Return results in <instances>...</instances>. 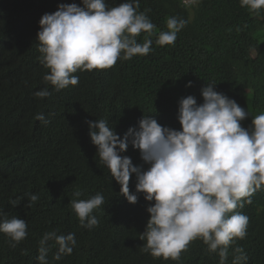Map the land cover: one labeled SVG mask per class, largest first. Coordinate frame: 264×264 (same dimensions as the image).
Listing matches in <instances>:
<instances>
[{"label":"trees","instance_id":"1","mask_svg":"<svg viewBox=\"0 0 264 264\" xmlns=\"http://www.w3.org/2000/svg\"><path fill=\"white\" fill-rule=\"evenodd\" d=\"M115 7L125 0H105ZM81 0H0V210L26 219L28 237L11 247L0 236V264H39L40 240L47 232L75 234L71 254L55 260L58 246L49 242V264H220L197 239L173 261L141 251L151 202L138 193L137 203L120 195L119 184L100 164L89 137L87 121L106 119L119 135L138 127L142 115L179 130L178 101L188 95L202 103L201 88L215 83V90L233 99L251 120L264 113V11L259 15L241 7L240 0H139L138 11L156 26L150 37L152 51L131 60H118L108 69L77 71L79 83L55 91L44 82L48 70L40 63L38 21L59 4ZM187 20L174 45L158 46L159 32L168 17ZM146 34L137 40L143 43ZM191 81V86L186 87ZM47 88L51 95L34 93ZM42 115L43 119H37ZM122 155L142 171L149 167L129 143ZM135 175L129 190L135 192ZM88 199L99 193L105 203L94 210L98 226L79 224L71 208L73 193ZM26 193L39 196L30 204ZM22 198L13 207L10 201ZM252 203L236 211L249 217L247 235L228 248L224 264H233L242 248L240 264H264V190Z\"/></svg>","mask_w":264,"mask_h":264},{"label":"clouds","instance_id":"2","mask_svg":"<svg viewBox=\"0 0 264 264\" xmlns=\"http://www.w3.org/2000/svg\"><path fill=\"white\" fill-rule=\"evenodd\" d=\"M195 5L199 0H181ZM241 7L259 15L264 0H240ZM139 0H125L109 7L105 0H81V4H59L53 13H45L38 21L36 35L40 63L48 70L43 80L55 91L79 83L77 71L103 70L118 60L146 56L152 51L150 38L156 26L141 12ZM187 20L168 17L166 31H161L156 45H174L177 34ZM146 36L143 43L137 37ZM215 83L201 88L202 103L188 95L178 101L179 130L160 125L153 116L142 115L138 127H130L119 136L106 119L87 121L91 143L96 146L99 162L120 186V195L135 204L138 193L147 202L149 218L140 234L142 252L153 257L179 260L190 242L200 239L209 252L217 253L220 264L228 256V248L236 239L247 235L249 217L236 211L252 203V196L264 190V113L255 116L249 127H242L249 113L223 93ZM186 87L191 86V81ZM37 98L51 95L47 88L34 93ZM37 119H43L38 115ZM129 143L139 151L149 167L142 171L130 157L122 155ZM135 175V192H130V178ZM34 204L39 196L25 194ZM71 208L79 224L87 229L98 226L94 210L105 203L102 194L88 199L80 190L73 193ZM22 198L13 199V207ZM26 219L7 216L0 210V236L11 247L20 246L28 237ZM58 246L55 260L71 254L75 234L43 235L39 244V264H49V242ZM233 264L246 261L242 248Z\"/></svg>","mask_w":264,"mask_h":264},{"label":"bare ground","instance_id":"3","mask_svg":"<svg viewBox=\"0 0 264 264\" xmlns=\"http://www.w3.org/2000/svg\"><path fill=\"white\" fill-rule=\"evenodd\" d=\"M189 5V4H188Z\"/></svg>","mask_w":264,"mask_h":264}]
</instances>
